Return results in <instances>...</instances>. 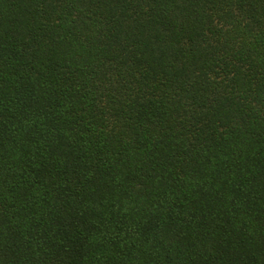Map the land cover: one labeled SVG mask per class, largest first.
I'll return each instance as SVG.
<instances>
[{
    "label": "trees",
    "instance_id": "1",
    "mask_svg": "<svg viewBox=\"0 0 264 264\" xmlns=\"http://www.w3.org/2000/svg\"><path fill=\"white\" fill-rule=\"evenodd\" d=\"M0 264H264V0H0Z\"/></svg>",
    "mask_w": 264,
    "mask_h": 264
}]
</instances>
